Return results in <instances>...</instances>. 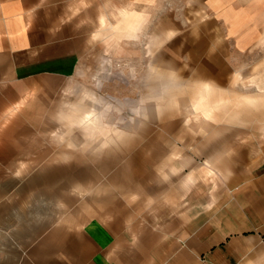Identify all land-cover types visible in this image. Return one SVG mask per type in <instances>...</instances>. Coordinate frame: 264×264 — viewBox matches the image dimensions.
Returning <instances> with one entry per match:
<instances>
[{
	"label": "rangeland",
	"instance_id": "1",
	"mask_svg": "<svg viewBox=\"0 0 264 264\" xmlns=\"http://www.w3.org/2000/svg\"><path fill=\"white\" fill-rule=\"evenodd\" d=\"M125 10L135 11L137 21L120 35L117 23ZM96 13L95 35L89 37L95 43L80 50L79 74L59 81V90L43 97V131H32L30 146L14 148L19 161L0 166V182L12 192L1 199L10 196L9 203L22 215L32 216L31 221L25 217L21 235L34 230L41 236L31 246L43 247V234L59 229L76 234L82 244L80 235L89 231L82 223L94 216L118 225L119 234L133 240L130 247L144 237L175 234L173 264H264L261 243L245 242L253 251L239 259H232L228 243L214 254L211 242L187 244L191 255L182 249L184 230L194 238L197 224L215 217L242 181L264 170V103H232L239 96L264 94V87L257 88L264 86V42L238 54L228 43L215 41L206 0H97ZM100 16L111 35L100 26ZM125 18L120 26L130 25ZM200 29L206 35L200 36ZM199 41L201 51L192 52ZM206 61L208 66L202 67ZM204 82L212 93L205 104L193 107ZM218 99L228 104L213 107L205 116L203 110ZM70 103L93 109L99 119L92 137L74 126L77 139L71 146V136L61 141L56 137L67 125L62 112L70 110ZM107 128L119 130L126 139L107 141ZM128 142L142 174L139 188L122 197L112 182L128 166ZM208 158L217 166L212 176L203 173ZM56 169L57 177L46 183L43 172ZM191 172L195 181L184 190L182 179ZM73 174L86 182L78 178L71 184ZM144 182L155 183L157 191L146 193ZM73 207L79 225L68 219Z\"/></svg>",
	"mask_w": 264,
	"mask_h": 264
},
{
	"label": "crops",
	"instance_id": "2",
	"mask_svg": "<svg viewBox=\"0 0 264 264\" xmlns=\"http://www.w3.org/2000/svg\"><path fill=\"white\" fill-rule=\"evenodd\" d=\"M96 1L0 0V166L19 161L15 158L14 148L30 146L27 141L31 140L32 131H43V97L59 90V81L79 74L80 50L85 43L90 41L95 43V40H89V37L93 36V33L95 35ZM206 11L209 21L216 26L215 41L228 43L234 52L245 53L264 42V2L260 4L255 0H206ZM124 17L130 25L120 26ZM134 21H137L135 11L121 12L117 23L120 35L126 33ZM99 24L104 26L103 31L111 35L110 30H107L104 16L99 17ZM203 35L206 33L200 29V36ZM200 43L201 41L197 42L192 52L201 51ZM207 49L205 47V51ZM202 65L206 67L208 62ZM262 87L264 86H257L258 89ZM197 93L199 94L195 95L193 107L199 106L201 102L205 104V98L212 93V86L204 82ZM226 102L218 99L213 102L210 109L203 110V113L207 116L214 111L213 107L216 110L220 104L227 105ZM232 103L236 107L250 105L257 107L264 103V94L239 96ZM68 106L70 110L67 113L62 112V118L67 121V125L59 129L60 132L56 137L61 141L65 140L66 136H71L67 142L71 146L77 139V136L72 134L74 126L79 127L85 136L92 137L99 128V119L95 117L93 109H85L81 103H70ZM259 127L253 128L259 129ZM260 130L264 132V127ZM106 132H111L108 137L104 134L108 138L107 141L125 138L119 130L109 131L107 128ZM127 144L125 151L129 154L128 166L119 170L112 182L122 197H125L129 191L139 188L142 174L141 169L134 164L135 155L132 153L131 143ZM103 162L105 165L108 164L107 160ZM205 166L203 173L206 176L215 174L217 166L211 158L207 159ZM56 172L59 173V170L43 172L46 183L52 182L57 177ZM71 176L72 178H69L71 184L79 181L78 178L86 182L85 177L81 175ZM194 181L195 176L191 172L182 179V188L189 189ZM4 184L0 182V264H169L170 262L173 264L175 262L177 247L172 238L175 234L167 233L154 240L152 237H144L141 242L130 247L128 243L133 240L120 235L118 225L107 224L94 216L82 223V227L89 229L87 233L79 234L82 244L76 234L56 229L54 233L43 234V247L39 243L32 247V239L41 235L34 234V230L33 234L21 235L22 228L20 230L19 228L24 226L25 217L31 221L32 216L22 215L14 204L9 203V200L12 201L10 196L5 200L1 199V195L12 193L11 188ZM142 187L147 190L146 193L158 189L155 183L144 182ZM228 199V205L217 211L215 217L197 224L198 234L194 238L190 233L183 231V252H189L190 255L193 253L192 247L187 244L199 242L200 245H207L211 242L215 243L210 248L213 249L210 253L214 254L217 249L224 247L222 246L224 243H228V247L234 250L232 259H239L243 258L245 253L248 256L253 251V247L246 246L245 242L264 244V170L242 181ZM86 204L90 206L93 203L90 204L88 200ZM78 217L76 207H73V213L68 219L77 220L73 223L79 225ZM211 237H214L215 241ZM244 248L248 250L244 252ZM196 253L194 252L195 263H197Z\"/></svg>",
	"mask_w": 264,
	"mask_h": 264
},
{
	"label": "bare ground",
	"instance_id": "3",
	"mask_svg": "<svg viewBox=\"0 0 264 264\" xmlns=\"http://www.w3.org/2000/svg\"><path fill=\"white\" fill-rule=\"evenodd\" d=\"M125 22V21H124ZM124 25V24H123Z\"/></svg>",
	"mask_w": 264,
	"mask_h": 264
}]
</instances>
